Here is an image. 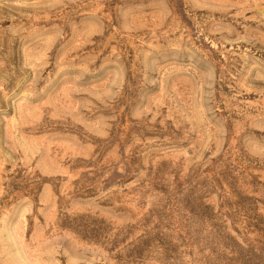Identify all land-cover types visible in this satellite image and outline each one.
<instances>
[{"label":"rangeland","instance_id":"374dc122","mask_svg":"<svg viewBox=\"0 0 264 264\" xmlns=\"http://www.w3.org/2000/svg\"><path fill=\"white\" fill-rule=\"evenodd\" d=\"M0 264H264V0H0Z\"/></svg>","mask_w":264,"mask_h":264}]
</instances>
